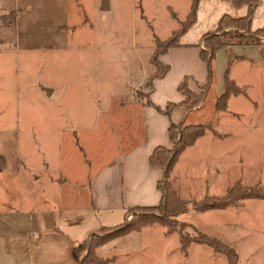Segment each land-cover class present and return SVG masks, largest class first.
I'll return each instance as SVG.
<instances>
[{
  "label": "rangeland",
  "instance_id": "rangeland-1",
  "mask_svg": "<svg viewBox=\"0 0 264 264\" xmlns=\"http://www.w3.org/2000/svg\"><path fill=\"white\" fill-rule=\"evenodd\" d=\"M239 1L202 0L196 24L185 41L197 43L203 34L217 32L223 13H247V4L239 5ZM249 1H257L254 30L264 26V0ZM101 2L0 0V162L3 155L9 165L23 162L34 176L40 175L28 192L13 173L1 180L0 194H7L0 195L2 211L17 207L22 194L39 198L42 193L40 203H50L46 197L54 186L47 182L50 174L62 173L72 191L86 198L84 188L75 182L84 172L83 162L98 155L106 157L112 143L122 141L125 132L116 122L118 113L128 102L147 100L152 74L163 69L151 60L156 39H166L181 26L191 0H109L110 7L104 10ZM224 22L225 31H239L235 23ZM260 36L261 45L215 52L214 76L207 89L212 83L215 88L218 78L223 81L226 68L244 89L242 95H231L226 113L215 108L213 91L194 107L204 106L199 120L209 125L205 132L229 135L214 147L221 154L218 166H222L224 181L217 192L229 185L227 191L236 182L264 190V34ZM201 45L205 46V38ZM149 59L155 71L146 76ZM197 91L201 93V87ZM199 163L196 159L195 166ZM172 169L165 182L185 201L186 210L181 212L192 213L185 219L189 224L179 212L171 217L170 227L153 222L119 228L112 234L106 233L108 228H99L86 238L82 254L91 247L103 264H264V198L241 200L198 215L197 211L217 209L195 208L206 196L226 191L183 198ZM69 194L66 189L65 198ZM160 213L130 210L125 221L138 222ZM24 220L23 215L0 212L3 231L27 229ZM200 234L231 247L236 260L231 262L223 252L192 240ZM103 238L107 239L100 243Z\"/></svg>",
  "mask_w": 264,
  "mask_h": 264
},
{
  "label": "crops",
  "instance_id": "crops-1",
  "mask_svg": "<svg viewBox=\"0 0 264 264\" xmlns=\"http://www.w3.org/2000/svg\"><path fill=\"white\" fill-rule=\"evenodd\" d=\"M201 1L197 18L202 9ZM218 23L217 21V25ZM188 31L181 35L180 45L171 46L159 54L158 61L163 67L161 71L154 72V65L150 59L147 61L149 65L146 76L154 72L147 100L132 104L128 102L123 111L118 113L116 122L125 132L121 137L122 141H114L112 147L106 150V157L98 155L83 162L84 172L75 182L76 186L86 191L85 199L83 194L78 195L77 191H72L68 186L69 179L63 177L62 173L50 174L47 182L54 185H50L51 190H48L49 194L46 196L50 203H40L42 193L39 198L28 193L26 196L22 194L20 198L17 197V207L6 210L23 215L27 229L3 231L0 228V264H77L76 248L93 231L123 223L126 220L124 213L129 207L143 208L160 203L162 190L158 181L163 177L164 169L150 162L152 151L158 145L172 147L173 142L169 137L172 123L203 122L199 120L203 105L189 110L179 105L169 113L165 112L167 103L183 100L184 96L177 87L186 76L190 77L189 84L194 91L198 90L196 83L204 84L209 79L207 61L200 56L203 36L206 33L197 43H192L184 39ZM242 45L261 44L230 43L221 49ZM233 60L231 59L230 65ZM164 66L168 68L164 70ZM217 81L215 88L214 83L209 85L206 97L213 91L216 100V96L223 91L222 79L218 78ZM221 112L226 113L225 110ZM228 136L216 135L208 130L182 151L171 172L181 197L195 199L205 194L219 195L226 191L229 185L222 193L217 192L224 185V181L219 170L222 166H218V157L221 154H216L214 147ZM1 156L4 160L0 165V181L13 173L18 176L19 184L22 182L21 185L26 191L31 190L33 180L40 175L34 176L26 163L11 166ZM196 159L200 161L198 168L195 166ZM66 189L70 193L68 198H65ZM0 195L4 197L3 193ZM2 209L0 208V212H6ZM219 209L197 211V214ZM189 213L181 212L179 216L185 220Z\"/></svg>",
  "mask_w": 264,
  "mask_h": 264
},
{
  "label": "trees",
  "instance_id": "trees-1",
  "mask_svg": "<svg viewBox=\"0 0 264 264\" xmlns=\"http://www.w3.org/2000/svg\"><path fill=\"white\" fill-rule=\"evenodd\" d=\"M201 0H192L190 5V11L187 14L186 18L181 21V26L172 32L171 35L166 37L165 40L156 39L157 44L156 48L154 50V54L151 58L152 61H154L158 66L160 65V61H158L159 54L161 52L166 51L171 46L180 45V38L181 35H183L186 31H188L196 22L198 10H199V3ZM239 5L241 4H247L248 6V12L243 14L242 16H233L230 13L226 12L223 14L220 19L218 20V25L216 28H218L217 32H214L212 35H209L210 33H206L203 38H205V46L201 48L200 50V56L203 60L207 61L208 65V75L209 79L207 83L204 84H197V87H201V93L198 94L197 91H194L189 84V76H186L184 80H182L178 84V91H180L184 98L181 102H169L166 104L165 112L169 113L172 108L176 106H184L185 109H192L196 107L203 97L206 94L207 86L210 83V81L213 78L214 73V56L215 52L224 46H227V44L230 43H254L258 44L260 43L259 37H261V34H264V26L257 27V29L252 30V19L253 15L256 9V3H252L249 0H240ZM229 20L238 27L239 31L233 30L225 31V20ZM227 22V21H226ZM227 32V33H226ZM233 32V33H231ZM227 35L229 37H227ZM248 35V36H245ZM238 37V39H233L232 37ZM163 68V67H162ZM168 67L164 66V70H166ZM224 79H223V88L222 92L216 96L215 100V108L219 110H224L227 107V101L231 97V95H238L243 93L244 89L241 88V86L235 81L233 77L229 74V68H226L224 72ZM209 128V125L206 123H172L169 128V137L171 138V141L173 142V145L171 148H168L163 145H158L154 150L152 151L150 162L153 165H158L161 168L164 169V175L162 177V180L160 179L158 181L159 188L162 190V196L161 201L156 206H149V207H143V208H137V207H129L124 215L125 217L128 214V211L134 210L136 213V210H142L144 213H148L149 210L155 211V210H161V213L159 216L153 215L151 218H140L138 222H126L113 225V226H105L101 228H108L106 233H113L114 230H119V228H122L123 230H126L128 228H139L144 226L145 224L153 223V222H161L164 225L170 227V219L171 217H174V215H178L179 212L186 210L185 201L178 198L176 193L171 190L169 187V184L165 182L167 179L168 173L172 169V165L177 160L178 156L182 153V151L187 147V145L192 144L202 133L205 132V130ZM3 161L0 162V165H2ZM250 197H257V198H264V190L261 189L258 186H242L239 182H236L234 186L230 187L225 194L219 195V196H206V199H204L201 202V205L196 206L195 208L198 210H204L207 208H223L228 205H235L241 200L250 198ZM142 217V216H141ZM126 222V223H125ZM172 224V222H171ZM120 229V230H122ZM92 236L94 232L91 233ZM107 238H103L100 240V243L104 242V240ZM192 240H195L199 243H207L211 247L215 249V251L223 252L226 257L231 262H234L236 260V254L234 250L226 245L225 243L219 241L215 237H211L207 234H200L198 236H194ZM102 241V242H101ZM86 243V239L83 240V242L76 248V252L78 254V263L77 264H103V261L97 259L92 251V248L90 247L89 250L85 255H83L84 250V244Z\"/></svg>",
  "mask_w": 264,
  "mask_h": 264
},
{
  "label": "water",
  "instance_id": "water-1",
  "mask_svg": "<svg viewBox=\"0 0 264 264\" xmlns=\"http://www.w3.org/2000/svg\"><path fill=\"white\" fill-rule=\"evenodd\" d=\"M109 7H110L109 0H102L101 5H100V8L102 10H104V9H108ZM44 89L47 90V92L50 90L49 87L48 88L47 87H44Z\"/></svg>",
  "mask_w": 264,
  "mask_h": 264
}]
</instances>
